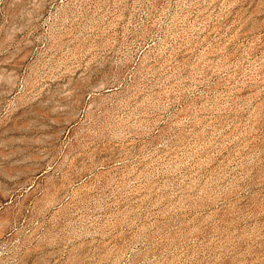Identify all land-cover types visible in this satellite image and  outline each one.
Returning a JSON list of instances; mask_svg holds the SVG:
<instances>
[{
    "label": "rangeland",
    "instance_id": "1",
    "mask_svg": "<svg viewBox=\"0 0 264 264\" xmlns=\"http://www.w3.org/2000/svg\"><path fill=\"white\" fill-rule=\"evenodd\" d=\"M0 264H264V0H0Z\"/></svg>",
    "mask_w": 264,
    "mask_h": 264
}]
</instances>
